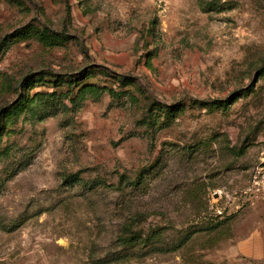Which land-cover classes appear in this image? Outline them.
<instances>
[{"label": "rangeland", "instance_id": "374dc122", "mask_svg": "<svg viewBox=\"0 0 264 264\" xmlns=\"http://www.w3.org/2000/svg\"><path fill=\"white\" fill-rule=\"evenodd\" d=\"M0 264H264V0H0Z\"/></svg>", "mask_w": 264, "mask_h": 264}, {"label": "trees", "instance_id": "16d2710c", "mask_svg": "<svg viewBox=\"0 0 264 264\" xmlns=\"http://www.w3.org/2000/svg\"><path fill=\"white\" fill-rule=\"evenodd\" d=\"M233 99H234V98H233ZM233 99L231 98V99L229 100V102H230L231 100H233ZM201 103H203V104H204V103H205V104H208L209 102H201ZM210 103H213V104H218V103L220 104V103H221V104H222L223 102H222V101H219V100H215V101H212V102H210ZM127 225H128V224H125V225H124L125 228L123 227V228H124L123 230H127ZM128 226H129V228H130L132 225L129 224ZM129 228H128V229H129ZM137 237H138L137 233H136V232H132V233H131L130 235H128V237H127V238H128V242H131V243L134 242V240H136Z\"/></svg>", "mask_w": 264, "mask_h": 264}]
</instances>
